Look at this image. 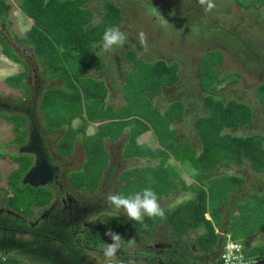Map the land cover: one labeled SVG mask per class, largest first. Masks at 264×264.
<instances>
[{"label": "crops", "instance_id": "obj_1", "mask_svg": "<svg viewBox=\"0 0 264 264\" xmlns=\"http://www.w3.org/2000/svg\"><path fill=\"white\" fill-rule=\"evenodd\" d=\"M14 1H18V8L22 11L19 18L31 21V25L26 30L27 32L34 25V19L21 9L19 6L20 0ZM94 1L95 4L93 3ZM119 1L115 2L120 5L122 15L115 25H118L128 36V40L138 41V32H133L132 24H136V15L139 14L140 9H137L134 15L129 14ZM235 1L219 0V2H216L217 8L220 5L221 10H223L221 13L226 14L227 18H230V16L232 18L233 15L236 16V19L247 17L248 26L245 31L249 35V15H254L261 20L264 15V6H262L264 1L261 2L260 7L258 5L249 6V2L256 3V0L255 2L248 0L246 5L236 4ZM133 2L136 3L137 1ZM98 3L97 0H85L82 3V7L89 8L93 14L90 24L99 21L105 11L106 0L103 1L102 11H98ZM186 3L189 5L190 2ZM141 5L145 6V3L142 1ZM10 9H12V5ZM226 17L221 18L223 23H226L224 22L227 19ZM236 19L228 25L234 24ZM261 22L264 23V19ZM181 24L182 29L176 35V45L180 48L178 53L168 51L163 53L150 45L147 46L145 51L139 41L132 45L125 44L123 47L116 46L112 51L105 52L100 46L99 40L94 42L93 49L98 55L97 63L82 73V75L80 74V78L95 79L98 81L97 84L87 83L86 80L78 82L72 70L69 73H64L63 76L54 74L51 79L50 76L46 75L45 70H37L41 66L38 64L36 57L34 60L30 59L31 63L33 61L35 63H32L34 69H31V83L35 80V76L38 78L37 80L44 83L38 92H35L34 89L31 92L34 100L36 99L38 102L36 106L37 116H43L38 107L42 105L45 91L51 86L72 92L71 83L67 81L68 77L72 78L73 82L78 86L79 84L92 85L90 88L91 95H89V90H86L89 88L82 89L79 87L82 111L80 114L75 115L69 124L63 122L59 125L55 122L54 126L50 128H43V122L42 126L39 124L40 130L48 134L53 133L54 137H56L55 147L57 151H59L60 142H63L64 137L68 134V130H78V132L74 131L70 152L62 154L59 151L74 167L83 168L84 164L89 162V155L92 158L101 154V158H104L101 164L104 169L102 170L99 184L94 191H87L73 185V189L85 192L82 194L84 197L87 199L91 198V200L96 197L101 198L107 191L122 194L121 184H125L123 195L131 194L145 187H151L157 193L161 206L167 212V210L171 208L175 210L179 205L195 198L196 190L200 187L204 188L207 193L211 188L208 187L210 184H218L219 187H222V197L218 200V195L213 191V201L210 202L208 199V210L204 214L207 219L211 220L214 231L218 233V240L211 248L205 249L198 241V236L205 232V226L201 225L183 234H178L172 228L168 217L163 221L157 217L153 218L154 222L148 231L140 232L133 238L134 242L131 243L134 245L135 251L138 252L135 254L137 260L132 261V264L134 262L149 264V258H154L153 261H156V264L157 260L167 263V258L170 254L176 256L180 251L187 254V252L194 253L196 250L203 251L207 256L205 259L204 257L202 258L206 262L203 264H216L210 260L212 258V250L220 249L219 253L221 252L220 243L225 240L226 237L224 238V236L227 232L234 233L232 232L234 229L233 225L234 227L237 225L238 227L246 228L243 227L245 225L241 224L243 225L241 226L238 224V220L243 216L249 215L247 214L248 212H251L249 215V226L254 222L253 217H256L257 210H253L254 207H248L249 198L255 192V187L262 188L259 191L264 190V170L256 171L252 168L248 159H244L241 163L233 159L227 160L226 158H219L216 163L207 160L200 163L199 159L203 155L204 147L197 124L202 117H207L210 112L204 103L206 90L201 86L199 78L201 59L205 50L195 54L190 50L188 41L190 36L196 40L200 37L198 43L204 49L205 45L211 42L210 38L214 31H216L217 35L222 30L212 29L211 27L199 29L198 27L196 29L192 28L191 31L190 23H185L182 19ZM128 26H130V29ZM230 36L226 37L225 35L223 37L226 43L232 39ZM253 40L251 42H254ZM255 41L260 43L264 39H256ZM217 45L222 44L219 43ZM127 51L129 55H127ZM224 53L219 63L216 64L217 66L215 65L217 75L222 77L224 74L239 72L241 73V77L239 76L241 79L239 78L240 81L230 82L221 88L215 85V91H217L215 98L216 94L221 91L218 97L223 99V102L219 100L224 104L229 100L240 101L239 103L245 102V105L251 108V116L245 125L226 127L223 132L237 136L255 134L259 132L256 131L257 129H263L261 125L264 126V116H257L255 108L249 105V74L243 77V72L238 71V69L233 70L235 66L234 68H229L236 64H228L226 56L229 53ZM231 53L233 54V51ZM158 61L162 62L163 65L155 66ZM141 62L151 65H139ZM237 62H242L244 67L248 65L249 71V56L246 57V60H238L237 57L233 63ZM169 68L174 70L175 80L170 79ZM218 69L226 72L220 75L217 71ZM260 71L263 73L261 78H264V64L261 66ZM67 74L68 76L66 77L65 75ZM189 76L192 77L189 79ZM260 83L264 84V81L257 82L256 87ZM258 99L261 105V113L264 114V95L260 98L258 97ZM178 104L180 105V112L177 110L178 107L175 110ZM66 111L67 108H64L59 113ZM55 115L56 113L54 112L52 116ZM83 135L86 137L85 140L81 137ZM262 143L264 145V141ZM126 145L133 148L126 149ZM163 150H165V153L160 159L159 153L161 154ZM70 171V169L67 170V175ZM109 172H111V179L109 178ZM122 176L124 178L121 181ZM219 178H223L221 183H216ZM235 178L239 179V182H236ZM227 205L231 206L228 210L226 208ZM101 214H105L102 220H105L108 214L123 216V219L126 220V214H119L113 208L105 209ZM228 222L233 224L229 227ZM88 224L89 222H86L83 227ZM257 226L259 225L254 226V228L256 229ZM165 232L170 233V239L167 238L165 240L163 238ZM190 233H193V235ZM251 233L249 232V236L243 240L244 249L247 253L251 251L254 241L257 240L252 238ZM185 236L190 241L186 240ZM233 239L239 240L240 238L236 235ZM165 241L168 242V246L163 245V247L152 248L154 243H164ZM250 254L249 256H252ZM121 255L128 257L125 252L121 253ZM199 263L202 262L200 261Z\"/></svg>", "mask_w": 264, "mask_h": 264}, {"label": "trees", "instance_id": "obj_2", "mask_svg": "<svg viewBox=\"0 0 264 264\" xmlns=\"http://www.w3.org/2000/svg\"><path fill=\"white\" fill-rule=\"evenodd\" d=\"M85 0H20L19 6L29 16L34 19V25L26 32L25 37L21 38L26 44H35L37 49L36 58L48 66L47 74L54 75L55 73H66V67L72 69L74 77L77 81L86 80L87 83L97 84L95 79L80 78L82 73L96 65L98 55L93 49L95 40L102 38L103 31L106 27L114 25L121 18V8L113 0H106L105 11L101 15L99 21L90 24L93 18L92 12L89 8L82 7ZM255 2V0H250ZM264 1V0H263ZM11 4L6 0H0V17H6ZM141 12V11H140ZM139 12V14H140ZM3 46L7 45V41L1 39ZM3 50L6 54L12 57L15 61L21 59L16 53L8 52L7 48ZM47 51V54L43 52ZM15 54V55H13ZM211 58L209 59L208 56ZM220 57L212 54L202 56L201 67L199 70V78L201 86L206 90L204 99L205 105L209 108L210 112L207 117H202L197 124L198 132L201 135L203 142L204 152L199 161L202 163L207 160L216 163L219 158H226L227 160L233 159L241 163L244 159H248L252 168L256 171L264 170V145L261 137L256 134L247 136H237L227 132H223L226 127H234L245 125L251 116V108L245 104L229 100L226 104L222 103L218 98H215V93L210 90L211 85H218L217 83L222 80L218 75L212 73L210 68H214L219 63ZM75 64V65H74ZM163 65L162 62H157L155 66ZM208 67L209 71L205 72L203 68ZM165 69V68H164ZM81 74V75H80ZM170 79H176L173 69H168ZM83 77V76H82ZM13 79V80H12ZM6 83L11 86H21V74L7 76ZM67 81L72 88V92L62 89L50 88L45 91L42 106H53V112L56 113L54 123L59 125L65 122L70 123V120L82 111V102L80 95V88L89 90V95L92 94L90 88L92 85L75 84L72 78L68 77ZM80 87V88H79ZM176 106V105H175ZM178 106L175 107V110ZM67 108L64 113L59 111ZM180 112L179 108L177 109ZM58 111V112H56ZM8 119H10L8 117ZM205 121L202 122V120ZM13 122L14 119H12ZM16 126V124H15ZM14 126V127H15ZM19 126L17 127V129ZM74 131L68 130V134L64 137V141L59 144V151L62 154H67L71 149V141L73 139ZM82 139L86 137L81 136ZM17 140V138H16ZM19 140H22L19 139ZM89 162L83 166V170L69 175V179L77 188L87 191H94L99 184V179L104 169L99 161H95L89 155ZM93 160V161H92ZM196 162V161H195ZM197 163V162H196ZM30 163L28 161L19 162L14 172V177H9V185L16 186L18 177L26 171ZM22 178V175H21ZM121 177V181L123 180ZM236 182L239 179L235 178ZM28 185V184H26ZM125 184H121L120 188L124 191ZM30 194L28 197L27 205L22 212L25 214H32V207H43L47 205L52 199V190L48 186H30ZM12 190V189H11ZM10 196H4L7 203L13 207L18 206L14 201V196L17 195L21 198L20 194L14 193ZM213 189L207 191L200 187L196 190V196L193 199L186 201L184 204L179 205L175 210L167 213L168 220L178 234H183L190 229H195L199 226H205V232L198 236L199 244L205 249H209L218 240V233L214 231L213 224L210 219H207L204 214L207 212V201L213 200ZM6 194V193H5ZM259 199V198H258ZM264 204L263 199H260L258 206ZM31 208V211H30ZM254 208H257L254 206ZM253 210H256L254 209ZM16 211V210H15ZM257 213V212H256ZM251 212H249V215ZM256 225H264V217L259 216L255 219ZM145 224H140L130 219L122 221L118 215H111L106 222H99L98 228L92 233L89 232V245H98L103 241H112L105 233L108 229L119 233L126 243H131L129 240L133 239L140 232H146L153 224V218L145 216ZM216 219V218H215ZM250 230V229H249ZM233 232V231H232ZM87 236V231H86ZM85 236V238H86ZM236 236L232 233V238ZM260 256L264 255V247H261ZM244 250V249H243ZM245 252V251H244ZM247 255L249 253L245 252ZM251 255V254H250ZM253 256V255H252ZM218 263H221L219 260ZM0 264H27L20 258L14 255L0 254Z\"/></svg>", "mask_w": 264, "mask_h": 264}, {"label": "rangeland", "instance_id": "obj_3", "mask_svg": "<svg viewBox=\"0 0 264 264\" xmlns=\"http://www.w3.org/2000/svg\"><path fill=\"white\" fill-rule=\"evenodd\" d=\"M8 2L11 3L12 5V9H10L9 14L6 15L5 18H3L2 16L0 17V32L2 33V36L0 35V95L1 96H5V97H11L12 99L22 95V93L20 91V89L23 91L25 89V91H27V89L30 87H28V85L24 82V78L25 76L28 75V77L30 76L28 73L30 72V70H27V66L28 64H30L29 59L34 60L36 57V53H37V49H35V44L33 45H28L26 44L23 40H21V38H26V30L28 29L29 25H31V21L29 19H20L19 17L21 16V10L20 8H18V1H14V0H6ZM99 3L97 4L99 7L98 11H102L103 9V1L105 0H97ZM117 2V0H115ZM132 2L134 0H131ZM175 1L173 3V5H178L179 7L176 8H172L171 9V14L173 13L175 15V13H178V16L182 17V19L185 21V23H190V29L192 31V28H204V27H211L212 29H221L222 31L228 30L226 31L225 35L230 36L232 39L228 40L227 43L225 41V39H223V43H220L222 45H217L214 44L212 42L207 43L205 45V48L202 49V46L199 48V50H197L196 52H194L195 54H199L201 51H204V55L206 54H212L216 57H220L223 56V54H225L224 52H231L233 51V54H237V55H241V59H246L247 56H249L250 60H255L256 57L258 56V53L253 49V51H251V47H249V44H243V41H248L249 39V43H253V44H257L258 41L257 40H263L264 39V23L261 22L262 19H264V15L261 18H257L254 15H249V35L246 34V28H247V17H240L239 19H236V16L233 15L232 18L230 16V18L226 17V14L221 13V8L220 5L217 8V3L219 2V0H214L215 3V7L208 13H205L203 7L199 4L198 0H173ZM190 2L189 5L186 2ZM144 2V1H143ZM156 3L157 5H160L159 2L164 3L162 0H149V3ZM261 2H263V0H256V3H252L249 2V6L251 5V7H253L254 5H258L260 7ZM95 4V1L93 2ZM145 6L147 7L149 5L148 2H144ZM236 4H240V5H246L248 3V0H236L235 1ZM264 6V5H262ZM220 9V10H219ZM101 13V12H100ZM222 17H226L227 19L221 20ZM260 17V16H259ZM223 19V18H222ZM234 19H236L235 23L232 25H228L231 21H233ZM189 21V22H188ZM154 22H159V19H156ZM154 22H152L154 24ZM237 24V25H236ZM155 26V25H154ZM255 26V27H254ZM228 27V29H227ZM128 28L130 29V26H128ZM252 36V39H251ZM1 37H4L7 40V45L3 46ZM251 39V40H250ZM254 39V40H253ZM254 42H251V41ZM264 41H261L260 43H262ZM12 46H11V44ZM226 43V44H225ZM128 47V46H127ZM7 48L8 52H14L17 55H20V57H25L26 59H18L17 61H15L12 57H10L8 54L5 53V51L3 50ZM213 48H216L213 49ZM212 49V50H211ZM258 49V48H257ZM264 47H260L258 50L260 52L263 53L261 59L263 60V64H264ZM220 50L223 52H220ZM44 54H47V51L43 52ZM135 54V52H134ZM15 55V54H13ZM127 55H129V52L127 51ZM209 59H211L209 57V55H207ZM38 60V59H37ZM160 62V61H158ZM22 63V64H21ZM34 63V61L32 62ZM31 63V64H32ZM251 63V62H250ZM35 64V63H34ZM38 64L41 67H38L37 70L38 71H48V66L47 65H43V63L41 61L38 60ZM24 67H23V66ZM75 65V64H74ZM139 65H151L149 63H145V62H141ZM159 66H162L159 65ZM217 66V65H216ZM233 70H237L240 72H243V77L246 74H249V105L253 106L257 112V116H264V114L261 113V105L259 102L258 97H262L264 95V84H258L256 87V83L257 82H261L264 81V78H261V74H259L258 72L256 73L255 71H253L250 67L251 65H249V71H248V65H246L245 67L243 66L242 62H237L236 65H232L229 68H234ZM244 67V68H243ZM67 72L69 73L71 72L72 69L66 67ZM203 70L205 72L209 71L208 67L203 68ZM23 71V72H22ZM210 71L214 74L217 75V72L215 71V67L214 68H210ZM218 73L220 75H223L225 72L221 69L217 70ZM247 71V72H246ZM17 74H21V86H17L18 88L15 87H11V85L9 86L6 81H5V77L7 76H13V75H17ZM57 75L63 76L64 73H55ZM47 76H50V78L52 79V75L47 74ZM66 77L68 76L65 75ZM241 77V73L237 72H231L229 74H224L222 77H220L222 80H220L219 82L221 83H217L218 86L221 88L225 85H227L230 82H236L239 80V78ZM241 79V78H240ZM13 80V79H12ZM240 81V80H239ZM222 85V86H221ZM51 88H54L51 86ZM210 90L213 91L214 93H216L217 91H215V87L214 85H211ZM31 89V88H29ZM50 89V88H49ZM30 92H32V89L30 90ZM221 91H219L216 94V98L222 100L223 99L219 98V94ZM255 92V94H254ZM257 97H256V96ZM234 102H240V101H234ZM244 104H246L245 102H242ZM39 110L41 111V113L43 114V116H38V122L39 124L42 126V122H43V128H50L54 126V117L52 116L54 113L53 112V106L50 105H40ZM179 108V107H178ZM45 114V115H44ZM6 116H11L9 117L10 121H12L11 123H9L8 121H0V205L2 207H5V203H6V199H4V196H10L12 195V190L14 193L20 194L21 198L17 195L14 196V201L18 204V206H11L9 205L12 209L18 211L19 213L23 214L24 216H26L27 218V222L28 221H33L36 218H38L39 216H41V214L43 213V208H46L47 206L44 207H32V211L30 208V211L32 212V215L30 214H25L24 212H22V209L24 208V205H27V201H28V197L30 194V187L24 183H22L21 181V175L18 177L17 181H16V186H10L9 185V177H14V172L10 173L11 171H13L15 168H17L18 163L19 162H25L28 161L29 163L31 162V159L29 157H27L25 154H19L15 149L14 146H7L10 143H14V140L17 138L16 143L19 142V139H23L24 138V132L22 130V125L24 124H28V122L30 120H26L19 115H6ZM42 118V120H41ZM2 119V118H0ZM15 122H13V120ZM263 120V119H262ZM264 121V120H263ZM30 123V122H29ZM16 124V126H15ZM15 126V127H14ZM19 126V128L17 129V127ZM260 126V124H259ZM263 127V129L259 130L257 129L256 131H259L257 133H255L256 135H258L259 137H261V141H264V126L261 125ZM21 127V128H20ZM262 132V133H261ZM263 134V135H262ZM58 148V147H57ZM126 149H132L133 147L131 146H125ZM165 150L162 151V153H159V158L161 159L164 156ZM15 154H19V155H15ZM93 160L95 161H99L100 165L103 163V159L101 158V154L96 156V157H92ZM15 162H13V161ZM29 167V165H28ZM27 167V168H28ZM26 168V169H27ZM75 170H72L69 172V175H71L72 173H77L82 171L84 168L78 169V168H73ZM10 174V175H9ZM9 175V177H8ZM223 178H219L216 180V183H221ZM264 182V180H263ZM260 184V183H259ZM263 185V184H260ZM257 186V185H255ZM208 187H211L213 189V191H215V194L218 195V200H220V198L222 197L221 195H223V193H221V189L222 187H219L218 184H214V185H208ZM12 189V190H11ZM262 190V188H258L255 187L254 190L255 192H253V194H251L250 198H249V202H248V207H257V214L255 215V219L259 218V216L264 217V204H262L261 206H258V202L260 201V199H263L264 201V190L263 191H259ZM76 190V189H75ZM132 191V190H131ZM85 193L84 191H80ZM124 191H121V193L123 194ZM128 192H130L128 190ZM6 193V194H5ZM13 193V195H14ZM82 193V194H83ZM83 196V195H82ZM84 197V196H83ZM259 198V199H258ZM213 201V200H212ZM211 201V202H212ZM56 208H60V205H56ZM231 207L230 205H227V210L228 208ZM48 208V207H47ZM225 208V209H226ZM174 209V208H173ZM172 208L167 210L166 213V217H167V213H169L171 210H173ZM215 209V208H212ZM46 210V209H45ZM249 214V212L247 213ZM97 214H94L91 216L90 219H87L86 221L89 222V227H87V236L85 238L86 242L90 241L88 240L89 238H91V235H89V232L92 233V231H95L98 228V224L100 222V220L102 219V217L105 214H99L98 217L93 218L94 216H96ZM126 219H128V217L125 215ZM59 219V216H57L55 219H52V223H53V227L50 231L55 232V233H60V228H61V224L57 223V220ZM253 219V218H251ZM164 219H161V221H163ZM253 221H255L253 219ZM216 222V220H215ZM238 224H243L241 226L246 227V228H242V227H238L237 225H233V232L239 236L240 240H241V244L243 242V240H245V238L248 235L249 232H252V238L256 241H254V245L251 249V255H253L252 257H258V258H263L264 256H260L259 254L261 253L262 248L264 247V225H260L257 226V228H254L255 223L252 222V224H250L249 226V215L247 216H243L241 217V219L238 220ZM229 227L230 225H232V222H228ZM36 225L33 226V228ZM250 229V230H249ZM262 229V230H261ZM25 230V229H24ZM63 230V227H62ZM15 231L13 230H2L0 229V240H3L4 238H8L10 237L13 242L15 244H18L19 241L17 239H21L24 243L27 245V248L32 250L33 252H35L36 256L34 254H31L30 252H24L21 249H10L6 252H0V253H8L11 252L12 255H14L16 258H20L23 262H26L27 264H51L52 261L51 260H55L56 256H58L61 259L67 260L66 255L68 253H70V251L67 249L68 245L66 242L69 241V235L70 234H66L64 236V243H59L58 239L52 240V242H46L45 240H43V238L39 235H33L31 232H29L28 230L26 231H20V232H16L14 234ZM36 232V231H33ZM62 232V231H61ZM79 234V233H78ZM191 235H193V233H190ZM55 236V235H52ZM226 237V243H229L233 238H232V234L229 232H227V234H225L224 238ZM80 238V237H77ZM186 240L190 241V239L185 236ZM167 239V238H166ZM165 239V240H166ZM79 242V239H77ZM27 241L28 244H27ZM166 242V241H165ZM129 244V245H128ZM229 246V245H228ZM90 249L96 250V253H93V251H90L88 249H83L82 251H80V253L82 254L81 256V260L83 262H89V260H91V262H89L90 264H105V257L103 255L102 252V248L103 247H95V248H91L88 247ZM122 252H126L129 253L128 257H125L124 255L121 256H117L120 260H123L125 262V264H132V261H136L137 257H135V254L138 251H135V247L134 245L131 243H126L123 239L121 241V249ZM31 251V252H32ZM84 254H86L85 256H83ZM220 254V253H219ZM51 255V256H50ZM48 257L49 260H45V258ZM52 257V258H51ZM77 262H79V256H75ZM86 258V260H85ZM247 259H249V257H247ZM139 262H134L133 264H138Z\"/></svg>", "mask_w": 264, "mask_h": 264}, {"label": "flooded vegetation", "instance_id": "obj_4", "mask_svg": "<svg viewBox=\"0 0 264 264\" xmlns=\"http://www.w3.org/2000/svg\"><path fill=\"white\" fill-rule=\"evenodd\" d=\"M136 3L131 0H120V4L127 9L129 14L134 15V12L140 9V14L136 15V24H132L133 32L143 31L147 35V46H152L157 51H161L163 53L172 52L178 53L180 48L176 45L177 38L176 35L179 34L180 29H182L181 20L182 17L178 16V13L175 15L171 14V9L179 7L178 5H173L175 1L173 0H162L164 3L159 2L160 5L154 3H149V0H134ZM142 1L148 2L149 5L147 7L142 6ZM161 1V0H160ZM143 2V3H144ZM141 5V6H140ZM158 10V14H153V9ZM159 14H161L167 21L168 24L166 26H162L161 19L159 18ZM156 19H159V22H154ZM172 21V23H170ZM154 22V24L152 23ZM155 25V26H154ZM198 33V32H197ZM226 32L219 31L216 35V31H214L211 36V42L214 44H219L223 42V37ZM2 36V33L0 32ZM5 39L4 37H1ZM6 40V39H5ZM7 41V40H6ZM200 41V37L196 40L194 37L190 36L188 44H190V50L192 52H196L199 50L201 45L198 43ZM248 41H243V44H247ZM11 44V43H10ZM12 46V44H11ZM249 47H251V51L253 49L258 53V56L255 60L249 59V65H251V69L263 75L262 71H260L261 66L263 65V60L261 59L263 53L258 49L260 47H264V42L257 43L256 45L253 43H249ZM258 48V49H257ZM264 50V49H263ZM221 51V50H220ZM16 52V51H15ZM228 53V52H227ZM20 57V55H18ZM227 57L228 64H236L233 63L234 59L238 57V60H241V55L232 54L229 52ZM236 57V58H235ZM21 59H26L25 57H20ZM246 60V59H243ZM30 61V59H29ZM251 62V63H250ZM22 64V63H21ZM23 66V65H22ZM24 67V66H23ZM257 68V69H256ZM34 67L31 64H28L27 70H30L28 73L30 76H25L24 82L28 85L29 88L34 89L35 92L43 86V82L37 80L38 78L35 76V80L31 83V72ZM23 72V71H22ZM189 76L188 78L190 79ZM10 86V85H9ZM15 87V86H11ZM18 88V87H15ZM25 89L22 91L20 89L22 95L17 96L15 98L5 97L0 95V116L11 117L6 115H19L22 116L25 121L30 120L28 124L22 125V130L24 132V138L17 143H10L7 146H14V149L18 153H22V149H25L27 152L38 150L40 154H42L51 165L57 166L56 170L57 177L51 181L48 185L53 189V197L50 201V205L46 210L43 211L41 216L36 218L33 221H28L27 219L16 213L13 209H10L7 205L2 207L0 205V229L4 230H13L15 232L26 231L28 230L32 234L39 235L46 242H51L52 240L59 239L62 243H64V239L57 236H51V234H55V232L50 231L53 227L52 219H55L59 216L57 220L58 224H61L60 231L63 232L64 235L70 232V237L74 236L75 233L85 234L84 225L86 224V220L90 219V215L97 214L103 212L105 209H110L108 205L103 201V196L101 198H86L82 196L83 192H79L78 189H73V185L70 183L67 175L68 169L75 168L64 155H61L59 151L56 150L55 147V139L53 133L48 134L43 130H40L38 116L36 115L37 109V100H34L33 94H31V89ZM4 120L8 121L7 118ZM53 138V139H52ZM1 146V145H0ZM23 154V153H22ZM30 153H27V157ZM32 160L33 157H30ZM75 170V169H73ZM72 171V170H71ZM109 178L111 179V172H109ZM108 178V180H109ZM60 205V208H56V205ZM122 215V214H121ZM87 218V219H86ZM122 218H124L122 216ZM36 225L34 228L33 226ZM63 227V230H62ZM25 229V230H24ZM36 231V232H33ZM14 232V233H15ZM76 236V235H75ZM170 233L165 232L163 234V238L170 239ZM19 241L18 244H15L13 240L8 237L0 240V252H5L10 249H21L24 252H31L32 250L27 248L26 244L21 239H17ZM29 241H27L28 244ZM69 244V247H73L69 249L70 252L76 253L81 250L83 247L82 242H66ZM168 246V242L164 243H154L152 248ZM104 246V245H102ZM101 246V247H102ZM75 248V249H74ZM187 251V249H186ZM219 250H212V258L210 260L214 261L216 264L219 261ZM168 252V250H167ZM203 252V251H202ZM195 251L194 253L190 252H182L180 251L176 256L172 254L168 255L167 263L163 261L157 260V264H203L206 263L204 259L207 257L204 252ZM36 256L35 252L32 251ZM123 252H117V256H121ZM169 253V252H168ZM149 264H156V261H153L154 258H149ZM70 260V259H69ZM185 260V262H183ZM72 262V260H70ZM202 263H199V262ZM208 262V261H207ZM73 263V262H72ZM264 264V259L257 263Z\"/></svg>", "mask_w": 264, "mask_h": 264}, {"label": "clouds", "instance_id": "obj_5", "mask_svg": "<svg viewBox=\"0 0 264 264\" xmlns=\"http://www.w3.org/2000/svg\"><path fill=\"white\" fill-rule=\"evenodd\" d=\"M198 2L203 7L205 13L210 12L215 7L214 0H198ZM153 14H158V10H156L154 8ZM159 18L161 19L162 26H166L168 24V21L161 14H159ZM199 29H198V31H199ZM1 39H3V38H1ZM137 39L139 41V44L146 51L147 50V35H146V33H144L143 31H139L137 34ZM98 40L101 43L100 46L102 47V49L105 52L112 51L116 46L123 47L125 44L132 45V44L138 42L137 40H133V39L128 40V36L120 29V27L118 25H115V24L106 27L103 31L102 38H100ZM98 40H95L94 42H96ZM213 49L216 50V48H213ZM220 52H222V51H220ZM222 54H223V52H222ZM0 118H2V119H0L1 122L6 121V120H4V118L5 119L7 118L9 123L12 122L8 119V117L0 116ZM20 141L21 140H19V142ZM14 143H16V139L14 140ZM22 153L27 155L26 152H22ZM22 153H19V154H22ZM19 154H15V155H19ZM13 162H15V161H13ZM18 165H19V163H18ZM22 176H23V174H22ZM68 179H69V174H68ZM69 181H70V179H69ZM70 183H71V181H70ZM46 186H48L52 190V197H53V189L49 185H46ZM103 201L108 205V207L115 209L119 214L124 213V214H126L128 219H130L132 221H136L140 224H145V219H144L145 216H147L149 218H157V217H159L160 219L166 218L165 210L161 206L158 195L151 187H145L139 191L133 192V193L128 194V195H123V194H120L118 192H113V191H107L103 195ZM5 204L10 209H12L8 205L7 201ZM47 205L49 206L50 202ZM47 205H45V206H47ZM47 207L43 208V210L47 209ZM15 212L24 216L23 214L19 213L18 211H15ZM99 214H101V212L97 213V215L94 216L93 218L98 217ZM92 215H94V214H92ZM92 215H90L89 217L91 218ZM110 216L111 215L108 214L107 218L105 220L101 219L100 222H106ZM24 217L26 218V216H24ZM120 218L122 221L128 220V219L124 220L122 217H120ZM87 227H89V224L84 227V230H85L84 235L78 234V233H75L76 236L74 235L72 237H70V235H69V241L70 242H76V241H78L77 239H79V242L81 241L83 244V247H81L80 251H82L83 249H88L90 251H93V253H96L95 252L96 250L90 249L88 247H91V248L99 247L100 248L102 245H104V246H102L103 247L102 252H103V255L105 257V264H125V262L123 260H120L117 257V252H122L120 249H121V241L123 238L121 237V235L119 233H116V232L112 231L111 229H108L106 231L105 235L110 237L112 241H103L102 243L93 246V245H89L88 243L85 242ZM145 227H147L146 224H145ZM68 234H70V232ZM33 235H35V234H33ZM52 235L57 236V238L60 237L61 239H64V236H65L63 234V232L51 234V236ZM77 237H80V238H77ZM129 241L134 242V239H130ZM60 242L61 241L59 240V243ZM230 242L239 244L240 250L246 256V259H247V257H249L248 260L254 261V262H250L249 264H257L263 260V258L252 257V256L247 255L245 253L246 251L244 249V244H243V242L241 244L240 239L239 240L232 239ZM225 244H226V238H225V240L221 241V243H220L221 252H222V249H223ZM71 248H73V247H69V245H68L67 249L69 250ZM80 251L76 252V253H72V252L68 253L66 255L67 260L61 259L58 256H56L55 260H51L52 261L51 264H90L89 262H91V260H89V262H87V261L83 262L81 260L82 254L80 253ZM221 252L219 254V260L221 261V263H218V264H222ZM8 253L12 254L11 252H8ZM8 253H4V254H8ZM30 253L34 254L32 252H30ZM0 254H3V253H0ZM119 254H121V253H119ZM125 254L128 255L129 253L125 252ZM85 255L86 254H84L83 256H85ZM75 256H79V262H77ZM69 259L72 260L73 263ZM45 260L48 261L49 258L46 257ZM85 260H86V258H85ZM184 264H186V263H184Z\"/></svg>", "mask_w": 264, "mask_h": 264}, {"label": "water", "instance_id": "obj_6", "mask_svg": "<svg viewBox=\"0 0 264 264\" xmlns=\"http://www.w3.org/2000/svg\"><path fill=\"white\" fill-rule=\"evenodd\" d=\"M21 152L30 153L29 156L33 157L29 167L23 173L21 179L22 183L33 187L46 186L57 177L56 170L58 167L51 165L49 161L39 153L38 150L27 152L25 149H22Z\"/></svg>", "mask_w": 264, "mask_h": 264}, {"label": "built area", "instance_id": "obj_7", "mask_svg": "<svg viewBox=\"0 0 264 264\" xmlns=\"http://www.w3.org/2000/svg\"><path fill=\"white\" fill-rule=\"evenodd\" d=\"M229 245V246H228ZM222 264H249L253 260L246 259L237 243H226L221 252Z\"/></svg>", "mask_w": 264, "mask_h": 264}]
</instances>
